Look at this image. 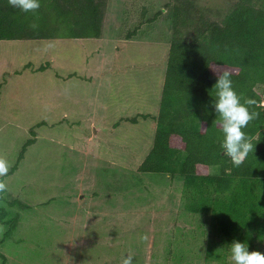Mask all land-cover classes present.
<instances>
[{
  "label": "rangeland",
  "instance_id": "1",
  "mask_svg": "<svg viewBox=\"0 0 264 264\" xmlns=\"http://www.w3.org/2000/svg\"><path fill=\"white\" fill-rule=\"evenodd\" d=\"M106 1L100 37L0 41V264H233L234 240L264 253V215L224 235L185 207L183 176L143 171L155 127L126 121L159 107L175 5L187 40L235 1Z\"/></svg>",
  "mask_w": 264,
  "mask_h": 264
},
{
  "label": "trees",
  "instance_id": "2",
  "mask_svg": "<svg viewBox=\"0 0 264 264\" xmlns=\"http://www.w3.org/2000/svg\"><path fill=\"white\" fill-rule=\"evenodd\" d=\"M234 1L222 22L202 20L200 16L187 40L180 36V25L187 22L175 5V36L168 50L159 107L154 112L126 118L128 122L144 119L155 127L143 171L183 176L185 207L192 212L211 211L226 236L239 234L264 215V2ZM40 2L39 27L33 30L29 27L31 13L0 0V41L101 36L106 0ZM161 14L160 10L148 21H155ZM136 32L137 28L132 33ZM132 33L127 39L132 38ZM214 70L231 73L241 102L245 98L257 102L250 111L258 112V118L243 129L254 148L240 167L232 164L221 147L220 118L211 107L216 99ZM31 134L34 137L26 139L12 172L36 142L35 131ZM212 167L219 168V172L212 173Z\"/></svg>",
  "mask_w": 264,
  "mask_h": 264
},
{
  "label": "clouds",
  "instance_id": "3",
  "mask_svg": "<svg viewBox=\"0 0 264 264\" xmlns=\"http://www.w3.org/2000/svg\"><path fill=\"white\" fill-rule=\"evenodd\" d=\"M8 4L24 13H31L33 19L29 22V27L33 30L38 29L40 0H8ZM214 71L217 74L214 85L216 99L214 102L212 101L211 107L220 118L219 127L223 135L221 147L232 164L240 167L254 148L243 129L247 128L251 121L258 118V112L250 111V106L256 105L257 102L251 98H245L241 102V97L233 88V82L230 79L231 73L227 70ZM9 168L8 161L0 156V178L8 175ZM6 191V183L3 179H0V193ZM147 239V235L141 236V240L146 241ZM230 253V260L233 264H264V253L256 250L249 251L246 243L234 240L230 245ZM122 264H133V257L131 255L124 257Z\"/></svg>",
  "mask_w": 264,
  "mask_h": 264
}]
</instances>
